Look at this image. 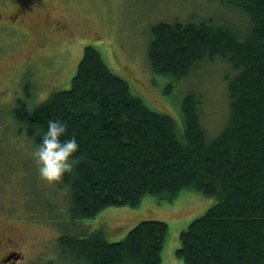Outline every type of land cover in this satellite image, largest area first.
Listing matches in <instances>:
<instances>
[{"label":"trees","instance_id":"1","mask_svg":"<svg viewBox=\"0 0 264 264\" xmlns=\"http://www.w3.org/2000/svg\"><path fill=\"white\" fill-rule=\"evenodd\" d=\"M220 1L245 18L242 30L212 18L158 21L147 50L152 73L172 79L202 61L226 62L229 112L213 136L202 125L201 93L183 95L179 118L152 109L90 44L69 87L21 103L13 116L35 145L50 119L67 121L61 139L76 136L73 168L60 179L72 220L194 189L214 201L179 232L183 264H264V0ZM167 232L165 221L148 218L117 241L97 228L57 241L85 264H162Z\"/></svg>","mask_w":264,"mask_h":264},{"label":"rangeland","instance_id":"2","mask_svg":"<svg viewBox=\"0 0 264 264\" xmlns=\"http://www.w3.org/2000/svg\"><path fill=\"white\" fill-rule=\"evenodd\" d=\"M15 6L22 9L18 25L6 16ZM0 14V231L12 237L13 249L21 253L17 264H85L58 244L59 235L82 236L97 228L108 241H117L148 218L168 226L161 263L183 264L175 253L179 232L204 212L212 197L189 188L172 199L146 194L135 207L107 206L93 218L74 221L67 187L60 180L41 178L32 155L37 145L19 131L13 110L23 102L32 107L69 87L90 44L152 109L179 118L183 95L201 93L202 125L213 136L227 120L224 80L233 72L216 59L198 63L182 79L152 73L147 57L150 26L212 18L242 30L245 18L220 0H0ZM57 17L64 28H56Z\"/></svg>","mask_w":264,"mask_h":264},{"label":"clouds","instance_id":"3","mask_svg":"<svg viewBox=\"0 0 264 264\" xmlns=\"http://www.w3.org/2000/svg\"><path fill=\"white\" fill-rule=\"evenodd\" d=\"M67 129V121L60 118L50 119L47 130L41 135L32 155L41 178L48 182L62 179L65 172L71 171L74 161L69 157L79 147L75 135L61 139Z\"/></svg>","mask_w":264,"mask_h":264},{"label":"flooded vegetation","instance_id":"4","mask_svg":"<svg viewBox=\"0 0 264 264\" xmlns=\"http://www.w3.org/2000/svg\"><path fill=\"white\" fill-rule=\"evenodd\" d=\"M12 13H8L6 16L9 19V23L17 24L16 20L21 19L22 9L19 6H15L12 8ZM1 15V14H0ZM2 17V16H0ZM56 28H64L65 24L61 18L57 17L54 22ZM18 25V24H17ZM21 27V26H20ZM2 228L0 227V230ZM4 243V245H3ZM10 244V247L8 246ZM4 247V248H3ZM13 240L10 235H3L2 231H0V264H17L21 259L22 255L19 251L14 250L13 248ZM10 248V249H9Z\"/></svg>","mask_w":264,"mask_h":264}]
</instances>
